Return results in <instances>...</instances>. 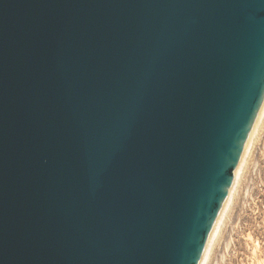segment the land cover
<instances>
[{
    "label": "water",
    "instance_id": "1",
    "mask_svg": "<svg viewBox=\"0 0 264 264\" xmlns=\"http://www.w3.org/2000/svg\"><path fill=\"white\" fill-rule=\"evenodd\" d=\"M264 105V0H0V264H200Z\"/></svg>",
    "mask_w": 264,
    "mask_h": 264
},
{
    "label": "rangeland",
    "instance_id": "2",
    "mask_svg": "<svg viewBox=\"0 0 264 264\" xmlns=\"http://www.w3.org/2000/svg\"><path fill=\"white\" fill-rule=\"evenodd\" d=\"M207 264H264V117Z\"/></svg>",
    "mask_w": 264,
    "mask_h": 264
},
{
    "label": "bare ground",
    "instance_id": "3",
    "mask_svg": "<svg viewBox=\"0 0 264 264\" xmlns=\"http://www.w3.org/2000/svg\"><path fill=\"white\" fill-rule=\"evenodd\" d=\"M263 117H264V105H263V107L261 109V112H260L259 118L257 120V123L255 125L254 131H253V134H252V137H251V139H250V141H249V143H248V145L246 147V150H245L244 155H243V157L241 159V162H240V164H239V166H238V168L236 170L234 184H233V186H232V188L230 190V194L228 196V199L226 201V204H225V206H224V208H223V210H222V212L220 214V217H219V219H218V221H217V223L215 225V228H214V230L212 232V235H211V237H210V239L208 241L206 250H205V252L203 254V257H202V259L200 261V264H207V262H208V258L210 257V252H211L212 245L214 244V241H215L216 236L218 234V230L220 228L222 219H223V217H224V215H225V213H226V211H227V209L229 207V204L231 203V200H232V197H233V194H234V190H235V188L237 186L238 179H239L240 173L242 171L244 162H245V160H246V158H247V156H248V154L250 152V149H251V146L253 144L255 135H256L259 127H260V123H261Z\"/></svg>",
    "mask_w": 264,
    "mask_h": 264
}]
</instances>
